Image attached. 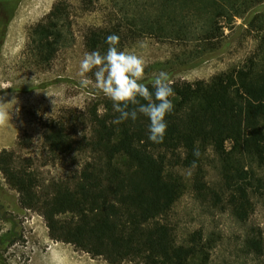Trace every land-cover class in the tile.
<instances>
[{"label":"trees","instance_id":"obj_1","mask_svg":"<svg viewBox=\"0 0 264 264\" xmlns=\"http://www.w3.org/2000/svg\"><path fill=\"white\" fill-rule=\"evenodd\" d=\"M101 0H60L28 37L25 57L39 69H51L71 45L75 5L95 10ZM117 24L91 28L87 52L107 51L106 37L119 36V49L139 37L188 46L201 65L215 53L226 29L235 26L264 0H123ZM244 26L257 36V47L240 67L210 81L174 82V113L167 116L164 143L148 139L149 121L112 123L118 116L103 94L94 95L84 111L66 110L43 124L44 158L0 152V174L19 196L22 210L44 219L50 239L74 246L108 264H214L219 237L203 229L180 235L172 221L179 202L191 190L213 210L230 212L245 231L242 253L264 256L261 229L251 226L259 204L264 206V12ZM183 64V63H182ZM185 65V63L183 64ZM91 76V74H89ZM155 77L144 80L150 90ZM197 142L199 144L197 145ZM18 145H34L24 135ZM201 157L185 176L195 147ZM64 164L68 172L46 179L40 169ZM218 181L209 183V169ZM7 222L15 227L13 219ZM14 230L0 238L18 242ZM238 264H246L244 262Z\"/></svg>","mask_w":264,"mask_h":264},{"label":"rangeland","instance_id":"obj_2","mask_svg":"<svg viewBox=\"0 0 264 264\" xmlns=\"http://www.w3.org/2000/svg\"><path fill=\"white\" fill-rule=\"evenodd\" d=\"M59 1L0 0V102L9 104L11 116L7 126L0 127V152L7 149L23 157L44 158V122L64 115L68 109L84 111L94 95L99 94L93 84L84 87L80 83L79 63L87 52L85 35L91 28L119 23L123 17V0H101L92 12H84L76 4L71 45L59 54L51 69H39L25 57L29 32ZM261 12H264V3L244 18H237L235 26L226 29L218 50L193 69L185 70L194 61L184 56L199 48L196 42L185 46L144 36L134 39L124 51L146 61L145 79L155 77L160 71L169 74L181 69L173 76L174 82L210 81L220 73L242 66L255 51L257 36L244 23ZM13 101L16 103L10 104ZM16 109H19L18 113ZM24 135L33 137L32 147H19V138ZM68 169L62 163H50L40 171L46 179H51L65 174ZM185 176L189 178L187 173ZM208 180L210 184L218 181V174L212 168L209 169ZM8 219H13L14 228L7 222ZM172 221L178 226L180 235L203 229L207 234L219 237L214 264H264V256L247 257L242 253L246 231L231 213L211 209L200 202L191 190L177 205ZM251 226L261 229L264 236L262 204L257 206ZM11 230L20 239L14 244L3 245L0 264H108L103 258L94 259L72 245L53 242L44 219L34 212L22 210L18 194L9 188L0 174V238Z\"/></svg>","mask_w":264,"mask_h":264},{"label":"clouds","instance_id":"obj_3","mask_svg":"<svg viewBox=\"0 0 264 264\" xmlns=\"http://www.w3.org/2000/svg\"><path fill=\"white\" fill-rule=\"evenodd\" d=\"M106 43L108 48L105 53L86 52L80 60L78 74L81 85L87 87L93 84L99 93L112 102L114 112L118 113L112 123L135 122L142 115L149 121L148 139L155 144L164 143L168 129L166 118L174 113L175 92L170 75L160 71L150 90L144 83L146 61L134 53L120 50L119 36L116 34L107 36ZM13 103L16 101L10 104ZM8 105L0 102V127L7 126L11 117ZM16 111L18 113L19 109ZM193 156L196 159L185 169L189 176L198 167L197 160L201 157L198 146L194 148Z\"/></svg>","mask_w":264,"mask_h":264},{"label":"bare ground","instance_id":"obj_4","mask_svg":"<svg viewBox=\"0 0 264 264\" xmlns=\"http://www.w3.org/2000/svg\"><path fill=\"white\" fill-rule=\"evenodd\" d=\"M17 21V20H16ZM19 21V20H18ZM21 22V21H20ZM21 25V24H20ZM12 34V33H11ZM10 133V132H9ZM5 144V143H4ZM2 145V144H1Z\"/></svg>","mask_w":264,"mask_h":264},{"label":"flooded vegetation","instance_id":"obj_5","mask_svg":"<svg viewBox=\"0 0 264 264\" xmlns=\"http://www.w3.org/2000/svg\"><path fill=\"white\" fill-rule=\"evenodd\" d=\"M2 264V263H1Z\"/></svg>","mask_w":264,"mask_h":264}]
</instances>
